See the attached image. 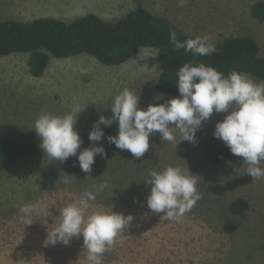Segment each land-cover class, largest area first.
Segmentation results:
<instances>
[{
    "label": "rangeland",
    "instance_id": "374dc122",
    "mask_svg": "<svg viewBox=\"0 0 264 264\" xmlns=\"http://www.w3.org/2000/svg\"><path fill=\"white\" fill-rule=\"evenodd\" d=\"M257 1L188 0L180 6L178 0H0V19L71 21L94 13L105 20H118L133 9L144 8L168 17L191 35H207L215 47L227 37H253L264 54V21L251 13ZM157 53L155 48L145 47L119 65H105L85 53L53 57L41 77L30 74L28 53L0 55V123L34 130L40 114L64 115L78 104L84 109L76 129L91 131L100 111L112 107L114 97L124 88L139 95L141 108L163 103L175 96L157 88L167 67ZM226 115L214 112L197 130V143L182 140L176 147L157 133L150 136L149 151L140 160L130 152L113 159L98 155L92 176L67 184L62 162L51 160L44 152L16 160L0 171V264H90L82 236L73 237L67 245H46L45 241L48 231L61 221L59 209L103 181L108 187L89 202L85 214L112 210L132 214L134 219L103 254L101 264H264V177L253 179L242 158L234 155L230 164L217 166L205 158L203 143ZM176 135L179 138L178 132ZM169 165L189 168L201 195L176 220L147 207L150 186L145 181L150 171ZM236 198L249 201L242 215L229 212ZM25 204L36 208L28 225L20 219L19 209ZM229 221L236 223L235 231H227Z\"/></svg>",
    "mask_w": 264,
    "mask_h": 264
},
{
    "label": "clouds",
    "instance_id": "9594fccd",
    "mask_svg": "<svg viewBox=\"0 0 264 264\" xmlns=\"http://www.w3.org/2000/svg\"><path fill=\"white\" fill-rule=\"evenodd\" d=\"M187 2L178 0L180 6ZM169 43L174 51L184 49L194 56L210 55L216 50L207 35L181 42L172 32ZM177 77L179 95L163 103H150L147 108L139 106V95L132 90L124 88L120 91L114 97L111 118L101 115L93 124L88 134L92 142L89 147L81 148L83 141L76 129L78 115L84 108L77 104L64 115L40 114L33 127L40 138V147L54 161L65 162L75 156L85 176H92L95 157L105 155L103 145L96 143L105 137L101 125L111 126L115 121L118 134L107 136L108 143L140 160L149 151L150 136L159 133L162 141L174 143L176 147L182 140L197 143L195 134L202 124L214 112H224L227 115L216 123L214 138L221 140L232 155L242 158L243 164L247 165L246 173L253 179L264 177V167H261L264 161V81L256 82L248 74L235 70L225 76L212 66L194 62L180 66ZM192 174L189 168L186 171L171 165L159 171L151 170L150 178L145 181L150 186L148 209L156 214L162 213L169 220H176L189 212L201 199L197 180ZM74 179L65 172L64 183H71ZM92 187L93 190H84L79 200L59 209L61 221L51 232L48 231L45 244L67 245L73 237L82 236L87 260L90 264H101L103 254L109 251L125 228L129 229L134 217L112 210L86 215L89 202L108 187V182ZM19 211L25 225L33 222L34 205L25 204Z\"/></svg>",
    "mask_w": 264,
    "mask_h": 264
},
{
    "label": "trees",
    "instance_id": "16d2710c",
    "mask_svg": "<svg viewBox=\"0 0 264 264\" xmlns=\"http://www.w3.org/2000/svg\"><path fill=\"white\" fill-rule=\"evenodd\" d=\"M251 13L257 20L264 21V0L252 5ZM172 32L176 33L181 42L196 37L168 17L144 8L133 9L118 20H105L94 13L71 21L54 17H39L31 21L0 19V55L28 53L30 74L41 77L53 57L69 58L85 53L105 65H119L137 56L142 48L153 47L157 50L159 59L167 65L160 74L157 88L174 96L179 95L176 84L178 68L186 62L212 66L225 76L235 70L264 79V54L253 37H227L216 45V50L210 55L194 56L184 49L178 51L172 49L169 43ZM111 108L100 111L97 120L101 115L111 118ZM101 127L105 137L96 143L102 144L105 149L103 158L113 159L128 152L116 148L106 139L109 135L118 134V124L115 121L111 126ZM89 132L79 131L83 141L81 148L91 146ZM203 149L205 158L212 165L226 164L233 159L225 144L214 136L204 141ZM43 152L35 130L25 129L14 123H0V171L9 168L20 158ZM76 161L75 156L70 157L62 162L63 169L75 179L85 178L86 174L81 171ZM249 206L247 199L236 198L228 209L233 215H242ZM225 227L227 231H235L237 225L229 221Z\"/></svg>",
    "mask_w": 264,
    "mask_h": 264
}]
</instances>
